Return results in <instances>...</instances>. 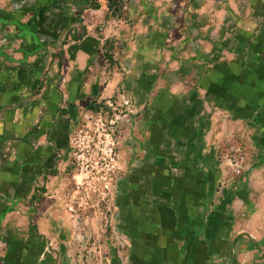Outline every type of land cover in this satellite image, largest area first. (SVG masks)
Segmentation results:
<instances>
[{
    "label": "crops",
    "instance_id": "0c3cea01",
    "mask_svg": "<svg viewBox=\"0 0 264 264\" xmlns=\"http://www.w3.org/2000/svg\"><path fill=\"white\" fill-rule=\"evenodd\" d=\"M223 13L213 22L170 27L169 37L160 27L151 32L159 40L154 47L131 46L143 63L158 64L164 74L159 90L142 91L147 115L130 134L133 151L115 187L110 226L116 247L106 252L97 242V250L70 253V243L81 235L67 236L82 223L66 219L58 224L67 243L59 253L65 264H80L89 254L97 257L94 264H264V24L248 29L235 12L234 23ZM15 48L0 52V74L7 80L14 79L22 58ZM21 97V91H0V211L37 236L29 216L37 206L32 196L39 173ZM246 129L257 131L250 145L261 148L243 155ZM228 131L236 137L225 136ZM14 226L0 230V240L16 237L22 244L27 235L16 228L19 223ZM102 226L98 220L99 241ZM17 249H1L0 264H54L39 261L32 249Z\"/></svg>",
    "mask_w": 264,
    "mask_h": 264
},
{
    "label": "rangeland",
    "instance_id": "374dc122",
    "mask_svg": "<svg viewBox=\"0 0 264 264\" xmlns=\"http://www.w3.org/2000/svg\"><path fill=\"white\" fill-rule=\"evenodd\" d=\"M107 3L0 0V52L12 50L14 44L22 52L12 72L14 79L0 74V91L22 93L17 100L27 105L25 122L32 127L31 149L39 173L32 196L37 206L33 205L29 216L38 234L34 236V229L23 221L11 223L10 216L0 211V230L19 223L16 228L27 235L22 244L16 237L0 240V253L1 249L18 253L17 248L23 247L27 253L30 249L39 253V261L64 263L59 253L67 249V243L58 224L66 219L82 223L67 236L81 235V240L70 243V253H88L101 243L106 252L116 247L110 226L115 187L125 177L127 156L133 151L130 134L139 131L140 120L147 115L142 91L159 90L158 78L164 74L158 64L143 63L131 46L140 48L144 42L154 47L159 40L151 32L158 28L165 26L169 37L170 27L208 23L217 19L218 11L228 15L229 23L236 22L230 18L235 12L248 29L264 24V0H123L114 13ZM243 133L245 143L239 147L243 155L261 148L257 142L250 145L257 131ZM26 134L30 135L29 130ZM225 136L236 137L232 131ZM51 206L56 224L52 232L47 220ZM98 220L106 230L102 241L94 236ZM96 258L89 254L77 263L94 264Z\"/></svg>",
    "mask_w": 264,
    "mask_h": 264
},
{
    "label": "trees",
    "instance_id": "16d2710c",
    "mask_svg": "<svg viewBox=\"0 0 264 264\" xmlns=\"http://www.w3.org/2000/svg\"><path fill=\"white\" fill-rule=\"evenodd\" d=\"M122 2H123V0H108L107 7H108L109 11L114 13V12H116V10L120 9V7H118V6H119V4L121 6ZM93 6L97 7V5H93ZM117 7H118V9H117ZM73 39H79V37H76L75 35H73Z\"/></svg>",
    "mask_w": 264,
    "mask_h": 264
}]
</instances>
